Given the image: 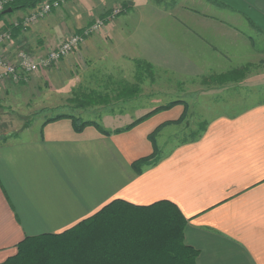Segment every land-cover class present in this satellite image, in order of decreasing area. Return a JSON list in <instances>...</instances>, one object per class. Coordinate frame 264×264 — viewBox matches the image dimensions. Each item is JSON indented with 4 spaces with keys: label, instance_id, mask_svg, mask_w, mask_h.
<instances>
[{
    "label": "crops",
    "instance_id": "crops-1",
    "mask_svg": "<svg viewBox=\"0 0 264 264\" xmlns=\"http://www.w3.org/2000/svg\"><path fill=\"white\" fill-rule=\"evenodd\" d=\"M219 1L242 15L233 22L253 32L248 40L264 45V0ZM121 2L129 8L126 16L139 14L127 20L130 29L116 18L84 41L81 55L97 53L108 40L120 44L121 56L183 80H200L214 70L215 54L229 61L235 58L232 50L246 52L244 34L231 20L194 16L183 6L180 17L170 16L151 0ZM89 4L71 0L66 5L64 16H74L66 37L98 16L90 15ZM29 12H13L0 26L21 21ZM261 54L260 49L254 51ZM245 63L233 67L241 69ZM263 67L252 68L243 80L257 93L256 99L264 98ZM177 102L118 134L97 122L109 135L93 126L75 132L70 119L44 120L37 135L16 134L0 143V264L25 238L61 234L114 200L140 207L160 201L174 204L186 220L183 242L198 252L195 264H264V101L253 100L235 113L211 112L196 139L180 142L136 173L135 162L161 151L157 139L162 132L188 117L186 103Z\"/></svg>",
    "mask_w": 264,
    "mask_h": 264
},
{
    "label": "rangeland",
    "instance_id": "rangeland-1",
    "mask_svg": "<svg viewBox=\"0 0 264 264\" xmlns=\"http://www.w3.org/2000/svg\"><path fill=\"white\" fill-rule=\"evenodd\" d=\"M70 1L67 0L60 9L23 28L20 39L12 42L8 48L9 56H15L19 52L39 56L44 54L46 47H53L55 43L59 45L65 40L67 37L64 33L66 29H70L68 25L73 22L74 17L70 15L72 18L68 19L64 16L67 15L66 12L63 13ZM88 1L90 4L87 11L91 8L90 15H98L92 21L101 19L102 15L113 14V11L122 8L124 4L122 0H103V3H99L98 0ZM151 2L154 5L159 4L161 10L170 16L180 17V6H183L185 11L194 16L231 20V23H236V29L244 34L241 37L247 41L246 52L232 50L230 53L235 58L230 57L229 61L215 54V68L205 78L183 80L168 72L149 68L140 61L129 59L126 55L121 56L120 54H124L117 42L104 40L97 48V53L85 56L79 53L78 47L54 66L30 75L26 83L2 85L0 143L10 140L8 138L13 134H18L21 138L37 135L41 123L58 114L93 120L104 129L113 131L125 127L156 107L181 100L189 109L188 117L178 127L165 129L157 139L161 151L157 152L156 157H160L180 142L196 139L211 112L220 110L224 113H235L245 109L253 100L264 101V98L256 99L254 96L257 93L253 89H248L249 84L247 88L243 81L252 68L264 66V45L255 40H248L247 35L253 32L249 31L247 26L242 27L241 24L233 22L243 18L242 15L219 0H151ZM126 15L119 17L115 15L116 17L110 19L108 23L114 22L117 18L116 22H124L123 27L128 31L130 26L127 20L139 14L133 12ZM26 17L25 15L22 19ZM55 18L58 20L57 24L49 22V19ZM49 28H53L52 33ZM103 28L88 38L100 33ZM50 42L54 44L51 45ZM6 47H1L4 52H7ZM217 48H221V44L217 43ZM256 49L262 51L261 56L254 55ZM237 55H242L243 58L238 59ZM236 63L245 65H242L241 69L234 68L233 64ZM250 96L254 98L251 101ZM3 138L8 140L5 141ZM16 251L17 249L13 253Z\"/></svg>",
    "mask_w": 264,
    "mask_h": 264
},
{
    "label": "trees",
    "instance_id": "trees-1",
    "mask_svg": "<svg viewBox=\"0 0 264 264\" xmlns=\"http://www.w3.org/2000/svg\"><path fill=\"white\" fill-rule=\"evenodd\" d=\"M42 1L13 0L0 12V22L13 12L32 11ZM9 8L12 12L3 15L2 12ZM128 12V6L123 4L116 16ZM107 16L109 14L100 18L104 20ZM0 29L9 32L12 38H16L23 30L21 21H16V25H3ZM76 33H81V30ZM178 103L156 107L114 133L129 131L151 115L168 110ZM60 119H70L75 132L93 126L102 134L109 135L95 121L67 114L48 118L45 123ZM15 137L16 134H13L8 139ZM8 139L3 138L5 141ZM156 161L157 157L152 155L135 162L133 168L136 173H140L142 166ZM185 226V218L168 201L140 207L114 200L61 234L25 238L16 247V253L2 264H195L198 252L183 242Z\"/></svg>",
    "mask_w": 264,
    "mask_h": 264
},
{
    "label": "built area",
    "instance_id": "built-area-1",
    "mask_svg": "<svg viewBox=\"0 0 264 264\" xmlns=\"http://www.w3.org/2000/svg\"><path fill=\"white\" fill-rule=\"evenodd\" d=\"M13 0H0V12ZM67 0L42 1L35 9L29 12L26 18L21 19L22 28L33 24L48 16L55 10L60 9ZM119 10L113 11L111 15L103 19H96L81 30V33H74L63 40L59 45L46 53L34 56L27 52H19L15 56H9L8 51L13 42L11 34L0 29V89L2 85L10 83L19 85L26 83L30 75L46 70L66 58L74 50L80 47L84 41L100 28L104 27L105 21L115 18ZM16 25V22L14 23ZM7 46V52L1 48Z\"/></svg>",
    "mask_w": 264,
    "mask_h": 264
},
{
    "label": "water",
    "instance_id": "water-1",
    "mask_svg": "<svg viewBox=\"0 0 264 264\" xmlns=\"http://www.w3.org/2000/svg\"><path fill=\"white\" fill-rule=\"evenodd\" d=\"M12 12V9H7L5 11L2 12L3 15H6V14H10Z\"/></svg>",
    "mask_w": 264,
    "mask_h": 264
}]
</instances>
